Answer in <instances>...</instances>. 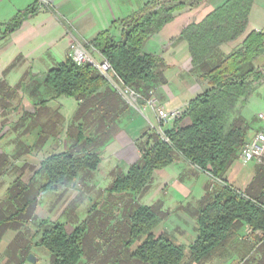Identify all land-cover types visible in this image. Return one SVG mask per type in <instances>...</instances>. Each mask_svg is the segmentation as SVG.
<instances>
[{
	"label": "trees",
	"instance_id": "trees-1",
	"mask_svg": "<svg viewBox=\"0 0 264 264\" xmlns=\"http://www.w3.org/2000/svg\"><path fill=\"white\" fill-rule=\"evenodd\" d=\"M203 1L152 0L117 22L120 27L118 40L108 28L97 33L87 47L108 62L122 86L143 94L144 86L155 76L156 67L154 57L144 52L147 40L170 23L175 12ZM253 2L227 0L202 22L190 24L182 31L181 37L188 44L194 66L205 62L221 44L235 40L244 32ZM35 5L36 1L8 23H0V41L17 31L35 13ZM263 50L264 32L249 34L239 50L202 76L209 88L188 104L172 128L163 131L165 140L157 131H152L140 149L139 160L112 183L108 190L111 194L138 197L155 172L179 158L218 183L216 192L204 196L195 220L196 237L186 249L168 233L155 234L163 221L158 209L136 205L125 218L126 228L121 233L126 238L125 245L119 247L116 241L109 239L104 243L118 255L123 245L127 246L126 259L122 258L118 264H202L223 254L243 229L248 235L257 234L264 239V207L229 185L225 177L246 142L243 121L233 115L238 102L246 101L255 91L253 84L263 78L260 71L248 66ZM44 84L55 99L84 101L95 97L108 83L90 64L77 66L67 57L45 74ZM79 139L82 141L83 136ZM100 161L99 154L81 153L76 148L49 155L40 166L39 172L46 178L40 191L62 188L82 170L92 174ZM256 180L260 182L254 179L252 183ZM252 183L246 192L257 190ZM86 240L85 227H76L67 233L62 224L56 223L42 233L37 246L49 254L50 264H85Z\"/></svg>",
	"mask_w": 264,
	"mask_h": 264
},
{
	"label": "crops",
	"instance_id": "crops-1",
	"mask_svg": "<svg viewBox=\"0 0 264 264\" xmlns=\"http://www.w3.org/2000/svg\"><path fill=\"white\" fill-rule=\"evenodd\" d=\"M49 1L57 13L56 18L52 14L39 11L29 16L17 31L8 36L9 42L5 43L9 44L10 49L18 48L28 58L35 57L42 67V71L37 74L26 72L21 75V82L29 76L31 79L34 76L38 78L37 82L30 80L25 84L30 87L27 88L24 102L32 106V114L40 113L42 116H47L51 112L63 109L68 112L66 121L69 127L65 131L66 141L63 144L59 141L53 146L52 151L46 150L48 152L46 154L52 155L76 148L73 147V143L80 142L79 138L84 133L86 136L84 138L87 140V143L83 144L84 152L99 154L101 158L97 170L92 174L84 173L87 175L84 179L88 183L91 180L95 181L96 177L101 175V179L107 182L106 188L102 189L101 197H106L105 194L112 183L124 176L128 169L139 160L140 149L143 148L140 141L145 134L158 131L159 128L163 129V126L164 130L170 129L175 124V121L169 124L161 123L156 110L183 112L192 100L209 88L208 83L202 78L207 71L239 50L249 34L264 32V0H254L247 16L244 32L235 40L221 44L205 62L194 66L188 44L181 37L182 31L190 24H199L227 2V0H204L197 6L185 7L175 12L173 20L149 38L144 46V52L154 57L156 67L155 76L144 86L145 93L142 96L148 98V94H152L153 99L156 100L155 105L147 106L145 103L138 110L125 107L123 98L117 90L123 86L112 72L109 73V79L106 78L108 84L102 87L92 99L84 101L64 97L55 99L53 93L44 84V77L50 69L65 61L72 44L85 45L97 33L108 28L114 39L118 40L120 27L117 22L152 0ZM43 37L50 41L45 43L42 40L43 42L37 44L38 38L43 39ZM34 41L35 44H33ZM98 58V62H102L100 54ZM22 66L23 64L20 67ZM248 66L263 70L264 50ZM35 85L36 88L33 90ZM258 88L261 92L263 91L260 97L256 91ZM253 104L261 107L263 119H259L262 113L255 116V113L251 111L250 107ZM234 117L242 119L246 135L247 132L250 134L249 137L245 136V141L257 133L264 134V79L259 82L246 101L238 102ZM25 132L26 130L23 131ZM25 139L29 140L28 137ZM76 144L79 146L78 143ZM45 159L41 158L37 163L41 166ZM253 162L243 165L238 155L228 169V174H225L226 180L230 177L231 170L234 171L237 165L245 167ZM261 164H264V161ZM39 170L36 172L37 175L41 173ZM260 171L262 173L264 169L261 168ZM231 178L234 182H238L236 184H240V187L244 184L245 175L239 177V174L234 171ZM92 187L90 185V188ZM217 187L218 183L207 174L179 158L172 165L155 172L148 187L138 197L148 198L147 206L158 209L163 215V221L175 220L182 224L186 218L188 220L190 217L194 224L192 227L194 240L197 234L195 220L198 209L203 206L205 194L216 192ZM177 208L180 216L176 213L173 219L170 213ZM183 225L188 226L184 223ZM161 233L168 232H159Z\"/></svg>",
	"mask_w": 264,
	"mask_h": 264
},
{
	"label": "rangeland",
	"instance_id": "rangeland-1",
	"mask_svg": "<svg viewBox=\"0 0 264 264\" xmlns=\"http://www.w3.org/2000/svg\"><path fill=\"white\" fill-rule=\"evenodd\" d=\"M35 1L34 14L39 11L46 12L56 18L57 13L49 0H0V23H8L19 11L25 10ZM7 38L0 41V264H32L27 261L30 255L36 259L34 264H50L49 254L37 244L40 243L42 233L56 223L62 224L67 233H71L76 227H85L87 232L84 247L85 264H100L101 261L106 264H118L122 258L126 259L127 246H124L126 238L121 234L126 228H124L125 218L136 205L147 206L148 198L116 196L109 191L106 192V197H101L102 189L106 188L107 182H104L99 175L95 181L91 180L87 183L84 179L87 176L84 174L85 170L62 188L40 191L46 183V178L43 172L36 174L40 168V163L37 162L49 155L46 154L48 153L46 150L52 151L56 143L60 141L63 144L66 141L65 131L69 127L66 121L68 112L63 109L51 112L47 116H42L40 113L32 114V106L24 102L27 88L30 87L25 84L30 80L37 82L38 78L34 76L31 79L29 76L21 82V75L26 72L37 74L42 71V67L35 57L28 58L18 48L10 49L9 44H6L9 42ZM41 38H38L37 44L50 41ZM72 46L82 48L91 59L99 61V54L87 47V44L73 43ZM22 64L23 66L20 67ZM258 71L262 73L263 80L264 69ZM258 84L259 82L254 83L253 88ZM132 91L138 97L133 106L122 97L125 107L138 110L145 103L148 106L151 100L156 103L152 94H148V98H145L141 93ZM256 91L258 97L263 94L259 88ZM250 109L255 116L258 113H262L260 115L263 116V110L258 105L253 104ZM163 131L164 126L157 132L161 136ZM150 134L144 135L140 141L141 146L144 147ZM246 136H250L249 132ZM27 137L29 140L25 139ZM84 137L86 136L83 133V140L76 142L79 146L73 143L76 151L81 153L84 152L83 144L86 141ZM261 168L264 169V164L257 162L245 167L237 165L234 171L239 177L245 175L244 184L240 187V184H236L238 182L233 181L231 178L233 169L227 183L264 207V171L261 173ZM254 179L260 180L261 183L257 180L252 183ZM251 183L252 187L257 188L254 193L250 190L246 192V188ZM90 185L93 187L90 188ZM94 204L96 206L93 207ZM176 213L180 216L178 208L170 213L171 218L175 217ZM183 223L188 226L184 227ZM183 223L164 220L155 234L161 231L168 232L186 249L194 238L192 228L194 224L190 217ZM107 239L116 241L119 247L124 244L119 255L115 254V251L112 252L110 245L108 247L104 244ZM94 250L96 253L92 252ZM202 264H264V239L257 234L248 235V231L243 229L230 242L223 254Z\"/></svg>",
	"mask_w": 264,
	"mask_h": 264
},
{
	"label": "built area",
	"instance_id": "built-area-1",
	"mask_svg": "<svg viewBox=\"0 0 264 264\" xmlns=\"http://www.w3.org/2000/svg\"><path fill=\"white\" fill-rule=\"evenodd\" d=\"M68 57L72 60V62L81 66L83 64H90L93 66L101 75L105 78L109 79V73L112 72L110 65L107 61L102 60V62H97L90 58L88 53L84 51L82 48L71 46L70 53ZM113 73V72H112ZM114 74V73H113ZM116 77V75L114 74ZM119 94L133 106L136 101L138 95L132 91L130 88L122 87L117 88ZM155 105V102L151 100L148 106ZM157 117L159 121L163 124H169L175 120H178L182 112L180 111H165L162 109L156 110ZM259 119H263L262 115H259ZM161 137L165 140L164 134L162 132ZM240 161L243 165H247L250 162L263 163L264 161V134L257 133L250 140L246 141L240 151L239 154Z\"/></svg>",
	"mask_w": 264,
	"mask_h": 264
},
{
	"label": "water",
	"instance_id": "water-1",
	"mask_svg": "<svg viewBox=\"0 0 264 264\" xmlns=\"http://www.w3.org/2000/svg\"><path fill=\"white\" fill-rule=\"evenodd\" d=\"M29 263H32V264H34L35 263V261H36V259L32 256V255H30L29 257H28V260H27Z\"/></svg>",
	"mask_w": 264,
	"mask_h": 264
}]
</instances>
